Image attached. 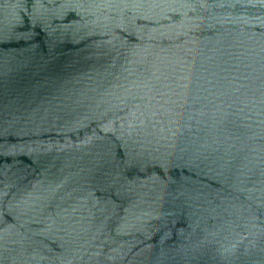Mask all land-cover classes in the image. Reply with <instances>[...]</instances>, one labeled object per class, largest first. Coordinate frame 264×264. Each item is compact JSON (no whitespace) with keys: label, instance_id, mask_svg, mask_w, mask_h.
I'll use <instances>...</instances> for the list:
<instances>
[{"label":"water","instance_id":"95a60500","mask_svg":"<svg viewBox=\"0 0 264 264\" xmlns=\"http://www.w3.org/2000/svg\"><path fill=\"white\" fill-rule=\"evenodd\" d=\"M0 264H264V0H0Z\"/></svg>","mask_w":264,"mask_h":264}]
</instances>
